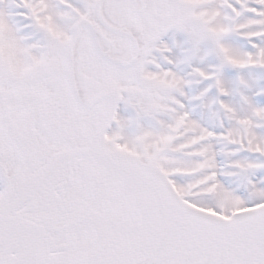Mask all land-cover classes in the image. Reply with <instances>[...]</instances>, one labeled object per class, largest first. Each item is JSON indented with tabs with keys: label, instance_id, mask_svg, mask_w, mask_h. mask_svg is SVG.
Instances as JSON below:
<instances>
[{
	"label": "snow or ice",
	"instance_id": "1",
	"mask_svg": "<svg viewBox=\"0 0 264 264\" xmlns=\"http://www.w3.org/2000/svg\"><path fill=\"white\" fill-rule=\"evenodd\" d=\"M0 264H264V0H0Z\"/></svg>",
	"mask_w": 264,
	"mask_h": 264
}]
</instances>
